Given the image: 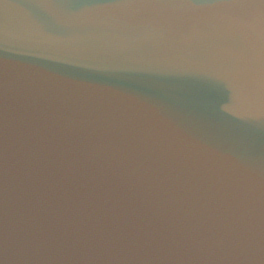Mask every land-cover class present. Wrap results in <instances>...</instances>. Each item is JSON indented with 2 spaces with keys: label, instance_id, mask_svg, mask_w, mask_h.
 <instances>
[{
  "label": "water",
  "instance_id": "1",
  "mask_svg": "<svg viewBox=\"0 0 264 264\" xmlns=\"http://www.w3.org/2000/svg\"><path fill=\"white\" fill-rule=\"evenodd\" d=\"M0 264H264V0H0Z\"/></svg>",
  "mask_w": 264,
  "mask_h": 264
}]
</instances>
